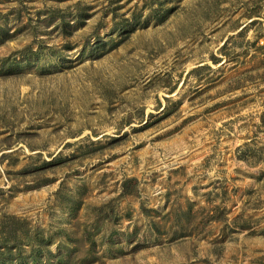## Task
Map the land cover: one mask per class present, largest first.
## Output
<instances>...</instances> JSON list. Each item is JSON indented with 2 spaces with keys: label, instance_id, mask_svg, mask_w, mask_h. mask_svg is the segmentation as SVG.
<instances>
[{
  "label": "rangeland",
  "instance_id": "rangeland-1",
  "mask_svg": "<svg viewBox=\"0 0 264 264\" xmlns=\"http://www.w3.org/2000/svg\"><path fill=\"white\" fill-rule=\"evenodd\" d=\"M0 264H264V0H0Z\"/></svg>",
  "mask_w": 264,
  "mask_h": 264
},
{
  "label": "trees",
  "instance_id": "trees-1",
  "mask_svg": "<svg viewBox=\"0 0 264 264\" xmlns=\"http://www.w3.org/2000/svg\"><path fill=\"white\" fill-rule=\"evenodd\" d=\"M15 221V220H14Z\"/></svg>",
  "mask_w": 264,
  "mask_h": 264
}]
</instances>
